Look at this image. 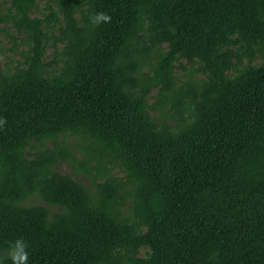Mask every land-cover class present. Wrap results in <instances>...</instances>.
Segmentation results:
<instances>
[{
  "label": "trees",
  "instance_id": "trees-1",
  "mask_svg": "<svg viewBox=\"0 0 264 264\" xmlns=\"http://www.w3.org/2000/svg\"><path fill=\"white\" fill-rule=\"evenodd\" d=\"M48 1L0 0V264H264V0Z\"/></svg>",
  "mask_w": 264,
  "mask_h": 264
},
{
  "label": "rangeland",
  "instance_id": "rangeland-1",
  "mask_svg": "<svg viewBox=\"0 0 264 264\" xmlns=\"http://www.w3.org/2000/svg\"><path fill=\"white\" fill-rule=\"evenodd\" d=\"M37 4H38V8L33 12V16L43 17L45 13L49 12L50 3L48 0H37ZM7 7L8 5L4 4V8L7 9ZM0 27H1L0 28V57L4 65L8 62H11V66L13 67L22 61V53L26 51L27 46L22 39L23 38L22 34L18 33V31L13 27L12 24L1 23ZM166 46L167 44L163 45L164 50L167 49ZM59 47L62 48L61 43L59 44ZM1 49L4 51H2ZM54 58H55V48L52 46L50 42L49 46L46 49V59L50 61ZM262 61H263V57L257 55L252 61V64L258 65ZM243 62H244L243 65H247L249 62V59L246 57L244 58ZM176 66L177 67L175 69V73L179 79L178 83H182L183 81L187 79L188 72L191 70L193 71L197 69V67H199V64L196 63L194 66H192L187 62L186 59H182L181 61L176 62ZM148 70H149L148 67L144 68V71H148ZM236 73L237 72L235 70H231L229 74L233 76ZM197 75L199 78L205 77L204 74H202L201 72L199 73L198 71H197ZM157 91H158L157 89H154L151 95L149 96L150 103L156 100ZM157 115L159 114L157 113ZM81 142L82 140L80 137H77V136L69 137V144L73 148V152L76 154L78 160L82 159L83 157L82 148L79 146ZM59 168L63 173H73L76 175V169L74 168V166L70 165L67 162L60 164ZM112 173L117 174L119 176L125 175V173L119 167H115L112 170ZM79 178L86 184H90L91 182L90 176L85 175ZM31 202L41 203L42 201L39 198H33ZM146 252H147V249L145 248L141 249L142 256H145Z\"/></svg>",
  "mask_w": 264,
  "mask_h": 264
},
{
  "label": "clouds",
  "instance_id": "clouds-1",
  "mask_svg": "<svg viewBox=\"0 0 264 264\" xmlns=\"http://www.w3.org/2000/svg\"><path fill=\"white\" fill-rule=\"evenodd\" d=\"M111 20H112L111 15L106 14L104 12H96L89 17V21L93 25H99L101 23H110ZM6 123H7L6 119L0 118V128H2L3 125ZM27 248L28 245L22 238L16 239L9 246L7 259H10L12 264H28ZM2 260L3 258L0 257V261Z\"/></svg>",
  "mask_w": 264,
  "mask_h": 264
}]
</instances>
